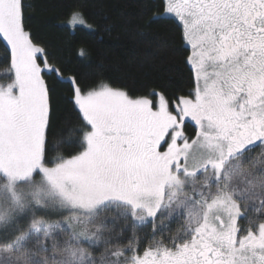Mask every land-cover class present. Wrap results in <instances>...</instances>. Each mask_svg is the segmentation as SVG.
Wrapping results in <instances>:
<instances>
[{"label":"snow or ice","instance_id":"obj_1","mask_svg":"<svg viewBox=\"0 0 264 264\" xmlns=\"http://www.w3.org/2000/svg\"><path fill=\"white\" fill-rule=\"evenodd\" d=\"M30 7L0 0V264H264V0H151L185 53L175 98L65 76Z\"/></svg>","mask_w":264,"mask_h":264},{"label":"trees","instance_id":"obj_2","mask_svg":"<svg viewBox=\"0 0 264 264\" xmlns=\"http://www.w3.org/2000/svg\"><path fill=\"white\" fill-rule=\"evenodd\" d=\"M27 2L31 7L25 13L26 27L49 49L65 76L76 75L85 84L103 78L133 95L153 87L173 98L188 91L185 53L172 38L170 26L147 27L151 0ZM74 6L83 11L90 28L68 25ZM5 68L0 44V79ZM66 97V86L56 85V118L61 126L73 116Z\"/></svg>","mask_w":264,"mask_h":264},{"label":"rangeland","instance_id":"obj_3","mask_svg":"<svg viewBox=\"0 0 264 264\" xmlns=\"http://www.w3.org/2000/svg\"><path fill=\"white\" fill-rule=\"evenodd\" d=\"M68 25L70 26V27H72V28H75L76 26H84V27H88L87 25V23H86V25H76V26H73V25H71L69 22H68ZM88 28H90V27H88ZM2 79V78H1Z\"/></svg>","mask_w":264,"mask_h":264}]
</instances>
